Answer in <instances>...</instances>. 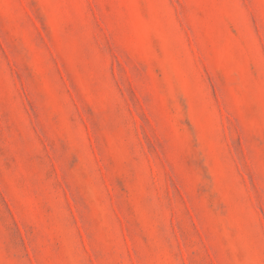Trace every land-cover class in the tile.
Segmentation results:
<instances>
[{"label": "rangeland", "instance_id": "1", "mask_svg": "<svg viewBox=\"0 0 264 264\" xmlns=\"http://www.w3.org/2000/svg\"><path fill=\"white\" fill-rule=\"evenodd\" d=\"M0 264H264V0H0Z\"/></svg>", "mask_w": 264, "mask_h": 264}]
</instances>
